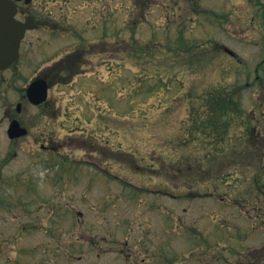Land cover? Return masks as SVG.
Returning <instances> with one entry per match:
<instances>
[{
	"label": "rangeland",
	"instance_id": "obj_1",
	"mask_svg": "<svg viewBox=\"0 0 264 264\" xmlns=\"http://www.w3.org/2000/svg\"><path fill=\"white\" fill-rule=\"evenodd\" d=\"M30 8L54 25L29 33L20 67L76 50L83 74L52 92L56 152L1 149L0 264H264V138L240 139L264 136V0ZM228 96L219 117L211 103Z\"/></svg>",
	"mask_w": 264,
	"mask_h": 264
},
{
	"label": "flooded vegetation",
	"instance_id": "obj_2",
	"mask_svg": "<svg viewBox=\"0 0 264 264\" xmlns=\"http://www.w3.org/2000/svg\"><path fill=\"white\" fill-rule=\"evenodd\" d=\"M17 4V11L15 13V19L24 23H34L37 31L41 28L50 27L54 25L52 23L50 15H53V12L49 10L48 12L44 11L41 13H35L31 11L30 5L34 0H14ZM10 11L12 9H9ZM48 10V9H47ZM32 31H27L24 39L21 42L19 57L18 59L6 68L0 69V90L4 85L6 92V97L2 99V104L0 105V127L3 131L0 133V152L4 146V143H7V146L12 152L9 153L14 157H17V152L14 151V145L23 143L26 139L29 138V144L38 146V151H44L47 153L56 152L60 146L55 144L53 135L50 132L49 128V118L50 116H55L57 109V100L52 96L54 88L60 85H65V78L70 79L78 78L82 75L81 72V63L78 60L80 56H74L67 60V57L55 62L37 61L35 65L31 64L29 67V61L25 62L23 66L20 67V63L26 55V52L29 53V33ZM28 41V46L26 47V42ZM231 56L233 59L239 61V57L235 52H232L227 47L220 46L217 50L220 52L222 50ZM29 57V56H28ZM33 65V66H32ZM257 74L259 68L254 70ZM18 77L22 78L23 81L18 84ZM256 80H259V74L256 76ZM32 90L33 97L37 100H40L41 94L44 89L47 90L48 98L43 103L41 101L34 102L29 98V89L34 85ZM15 92L14 96L11 97L10 94ZM252 121V119H251ZM257 119H255V122ZM218 122L213 120L211 125L209 122L205 125L206 127H212V129L217 128V135H214L218 141H221L225 136V124L223 122ZM245 126H249V123H245ZM18 125V127H17ZM16 127L15 130L12 127ZM246 133L240 139L241 141L247 142L249 138L260 139L264 138L261 132L257 131L255 126L250 132V128H246ZM25 132V133H23ZM21 133V134H20ZM20 134V135H19ZM224 151L216 150L213 151H204V158L202 159V165H209L212 159H216L218 156L224 155ZM7 163V162H6ZM191 164V169L193 167ZM204 168V167H203ZM177 168H174V175L176 174ZM173 185H177L176 182ZM203 185L210 186L211 183L205 182ZM193 187V186H192ZM159 196V192L156 193ZM237 203L240 205H246L243 199L238 198Z\"/></svg>",
	"mask_w": 264,
	"mask_h": 264
},
{
	"label": "water",
	"instance_id": "obj_3",
	"mask_svg": "<svg viewBox=\"0 0 264 264\" xmlns=\"http://www.w3.org/2000/svg\"><path fill=\"white\" fill-rule=\"evenodd\" d=\"M9 9L12 10L10 11ZM15 9V3L8 0H0V69L8 67L17 59L19 56L20 41L27 29L25 24H20L14 19L12 20V18L8 19L10 16L13 17ZM5 10H8L9 13L7 14ZM29 29H32V26L29 25ZM33 88L34 86L29 89V96L32 100L34 99L32 94ZM46 93L47 90L45 88L41 94L40 100H37V98L34 101L38 102L45 100ZM12 129L15 130L16 127L14 126Z\"/></svg>",
	"mask_w": 264,
	"mask_h": 264
},
{
	"label": "trees",
	"instance_id": "obj_4",
	"mask_svg": "<svg viewBox=\"0 0 264 264\" xmlns=\"http://www.w3.org/2000/svg\"><path fill=\"white\" fill-rule=\"evenodd\" d=\"M231 101L232 99L230 96L218 98L214 103L215 109L223 111L224 115H226L229 111L228 106L230 105Z\"/></svg>",
	"mask_w": 264,
	"mask_h": 264
}]
</instances>
